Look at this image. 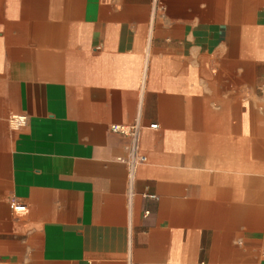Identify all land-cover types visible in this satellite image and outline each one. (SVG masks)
<instances>
[{"label": "crops", "instance_id": "crops-1", "mask_svg": "<svg viewBox=\"0 0 264 264\" xmlns=\"http://www.w3.org/2000/svg\"><path fill=\"white\" fill-rule=\"evenodd\" d=\"M0 264H264V0H0Z\"/></svg>", "mask_w": 264, "mask_h": 264}, {"label": "built area", "instance_id": "built-area-1", "mask_svg": "<svg viewBox=\"0 0 264 264\" xmlns=\"http://www.w3.org/2000/svg\"><path fill=\"white\" fill-rule=\"evenodd\" d=\"M23 121V118L19 117V120ZM150 127L156 128L157 124H151ZM112 131L125 136L129 139L127 146L128 153L125 157H118L119 161L126 162L132 168L136 167L139 164L145 163L147 161V156L141 151V126L139 124L133 125H113ZM148 197L156 199V195H147ZM11 208L14 210H24L25 205L12 202Z\"/></svg>", "mask_w": 264, "mask_h": 264}, {"label": "rangeland", "instance_id": "rangeland-1", "mask_svg": "<svg viewBox=\"0 0 264 264\" xmlns=\"http://www.w3.org/2000/svg\"><path fill=\"white\" fill-rule=\"evenodd\" d=\"M240 0H231L232 5L234 4H239ZM20 116L14 115V117H12L10 125L12 126L13 129H16L18 127V122L17 120H19Z\"/></svg>", "mask_w": 264, "mask_h": 264}]
</instances>
